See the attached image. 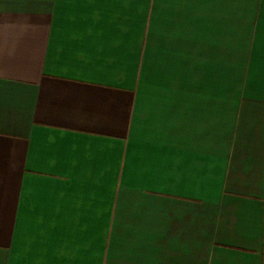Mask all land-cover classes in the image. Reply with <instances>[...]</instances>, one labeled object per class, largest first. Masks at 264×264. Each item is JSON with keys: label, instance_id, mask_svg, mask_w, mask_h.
<instances>
[{"label": "crops", "instance_id": "crops-1", "mask_svg": "<svg viewBox=\"0 0 264 264\" xmlns=\"http://www.w3.org/2000/svg\"><path fill=\"white\" fill-rule=\"evenodd\" d=\"M0 264H264V0H0Z\"/></svg>", "mask_w": 264, "mask_h": 264}]
</instances>
